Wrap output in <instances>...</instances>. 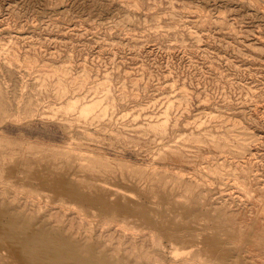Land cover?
<instances>
[{"label": "rangeland", "instance_id": "374dc122", "mask_svg": "<svg viewBox=\"0 0 264 264\" xmlns=\"http://www.w3.org/2000/svg\"><path fill=\"white\" fill-rule=\"evenodd\" d=\"M0 235L264 264V0H0Z\"/></svg>", "mask_w": 264, "mask_h": 264}, {"label": "bare ground", "instance_id": "6f19581e", "mask_svg": "<svg viewBox=\"0 0 264 264\" xmlns=\"http://www.w3.org/2000/svg\"><path fill=\"white\" fill-rule=\"evenodd\" d=\"M23 245H24V248H26V250H28V252H30L31 254H35V257L30 259V261H31L30 263H34V264H75L74 261L71 260V257L69 255H67L63 258L59 255L53 254L52 252H50V250H48V248H46L44 246L33 247L30 244H22V246ZM13 248L18 250L21 248V245L15 244V246H14V244H13ZM65 260H66V262H65ZM12 263H13V261H12Z\"/></svg>", "mask_w": 264, "mask_h": 264}]
</instances>
